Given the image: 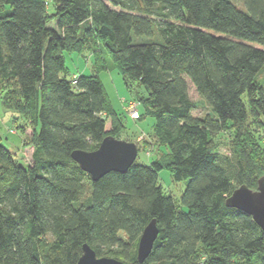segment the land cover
Listing matches in <instances>:
<instances>
[{
  "label": "trees",
  "instance_id": "16d2710c",
  "mask_svg": "<svg viewBox=\"0 0 264 264\" xmlns=\"http://www.w3.org/2000/svg\"><path fill=\"white\" fill-rule=\"evenodd\" d=\"M243 3L0 0V98L33 133L23 163L0 134V264H75L84 243L128 264H264V230L225 203L264 175V0ZM64 52L90 53L94 71L68 77ZM105 55L124 85L144 87L138 98L165 151L94 181L71 152L125 127L97 74ZM189 83L207 105L201 115ZM226 130L223 154L215 136ZM162 168L186 181L179 199L162 190ZM152 218L158 234L140 262Z\"/></svg>",
  "mask_w": 264,
  "mask_h": 264
},
{
  "label": "rangeland",
  "instance_id": "374dc122",
  "mask_svg": "<svg viewBox=\"0 0 264 264\" xmlns=\"http://www.w3.org/2000/svg\"><path fill=\"white\" fill-rule=\"evenodd\" d=\"M233 2L240 8L245 9L243 0H233ZM64 56L68 77L76 73L90 74L94 71L95 61L90 53L64 52ZM105 58L109 66L107 65V69H100L97 71V74L104 85L112 107L121 116L125 126L122 128L117 138L135 142L137 148L140 145L136 160L140 163L148 164L151 160L156 158L158 154L164 153L165 146L157 143L153 138L154 118L146 110L144 111V105H141L140 97L138 98L139 92L145 93L144 87L138 86L134 82L131 83V86L124 85L118 69L114 67L113 64H110L108 55H105ZM262 76H264V70L258 75V79L262 78ZM188 93L190 98L197 105L192 111L194 115H201L208 110L207 105L203 102L191 83H189ZM134 95L136 96L134 97ZM133 107L137 112L135 117H131ZM248 123L255 131H258V129L261 130L259 126H256V122L252 123L250 121ZM22 126H24L23 131L21 130ZM261 131L259 137L262 145H264V130L262 129ZM233 133L234 132L231 130H226L216 134L215 141L220 153H229V140L233 138ZM0 134L2 136L1 141L3 145L15 153V157L18 161L23 163L31 160L33 149L31 144L33 134L32 126L27 120L25 121L23 116L17 111L6 109L2 105L1 98ZM158 179L164 192L171 194L175 199H179L186 183L185 180H174L167 168H162L158 171Z\"/></svg>",
  "mask_w": 264,
  "mask_h": 264
},
{
  "label": "water",
  "instance_id": "95a60500",
  "mask_svg": "<svg viewBox=\"0 0 264 264\" xmlns=\"http://www.w3.org/2000/svg\"><path fill=\"white\" fill-rule=\"evenodd\" d=\"M137 152L135 142L106 135L96 149L90 151L75 149L71 152V157L95 181L111 171L125 172L136 159ZM225 203L227 206L234 207L250 215L256 224L264 230V175L258 178L255 189L245 184L234 188L225 199ZM157 234L156 220L152 218L143 228L138 240V261L141 262L148 256ZM75 264L128 263L114 257L97 256L93 248L84 243L81 254Z\"/></svg>",
  "mask_w": 264,
  "mask_h": 264
},
{
  "label": "built area",
  "instance_id": "2783aa9c",
  "mask_svg": "<svg viewBox=\"0 0 264 264\" xmlns=\"http://www.w3.org/2000/svg\"><path fill=\"white\" fill-rule=\"evenodd\" d=\"M74 77H75V75H74ZM133 104V103H132ZM136 110H135V108L133 107V109H132V111H131V117H135L136 116Z\"/></svg>",
  "mask_w": 264,
  "mask_h": 264
},
{
  "label": "crops",
  "instance_id": "0c3cea01",
  "mask_svg": "<svg viewBox=\"0 0 264 264\" xmlns=\"http://www.w3.org/2000/svg\"><path fill=\"white\" fill-rule=\"evenodd\" d=\"M77 74V73H76ZM79 74V73H78ZM72 75H75V74H72Z\"/></svg>",
  "mask_w": 264,
  "mask_h": 264
}]
</instances>
